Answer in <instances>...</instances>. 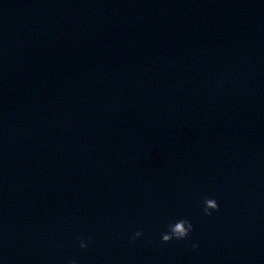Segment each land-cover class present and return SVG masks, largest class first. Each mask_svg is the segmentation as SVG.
Returning a JSON list of instances; mask_svg holds the SVG:
<instances>
[{"label": "water", "instance_id": "obj_1", "mask_svg": "<svg viewBox=\"0 0 264 264\" xmlns=\"http://www.w3.org/2000/svg\"><path fill=\"white\" fill-rule=\"evenodd\" d=\"M101 0H0V62Z\"/></svg>", "mask_w": 264, "mask_h": 264}, {"label": "clouds", "instance_id": "obj_2", "mask_svg": "<svg viewBox=\"0 0 264 264\" xmlns=\"http://www.w3.org/2000/svg\"><path fill=\"white\" fill-rule=\"evenodd\" d=\"M204 207L202 209L203 214L206 216H211L214 211L219 210V204L214 198H209L205 196L203 198ZM194 231V226L188 219H178L173 223H169L167 225V231L161 233V242L163 244H167L171 242L172 240H185L187 239L190 234ZM142 235L141 231H136L134 236L132 237L133 240H135L137 237H140ZM79 239V247L81 249H87L89 247L88 243L85 242L83 238ZM193 248L198 247V244H193ZM69 264H77L76 260L69 261Z\"/></svg>", "mask_w": 264, "mask_h": 264}]
</instances>
